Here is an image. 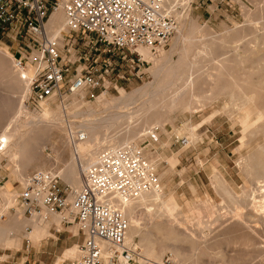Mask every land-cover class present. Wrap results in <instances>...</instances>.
<instances>
[{"label": "bare ground", "instance_id": "6f19581e", "mask_svg": "<svg viewBox=\"0 0 264 264\" xmlns=\"http://www.w3.org/2000/svg\"><path fill=\"white\" fill-rule=\"evenodd\" d=\"M178 1L166 0L167 8L176 18L181 13L176 10ZM196 27L197 24H193L191 30ZM67 28L62 8L53 11L44 24L47 36L56 40L61 49H65L66 46L63 33L67 31ZM242 30L245 29H236L227 37L234 40L242 35ZM179 31L178 28L169 53L167 52L160 59L152 60L154 65L150 71L149 81L129 93H122L121 96L110 101L109 107L102 111H89L84 115L82 113L84 110L76 109L78 105H81L82 98L86 95L83 90H78L70 93L71 96L67 98L69 100L67 107L70 108V112L65 116L59 110L49 109V100L46 98L41 103L43 113L40 117L30 118L24 125L14 123L12 127L5 128V126V129L3 122L7 113L15 106L16 96L23 92V100H26L30 93V80L34 70L28 68L26 63L19 64L15 58L13 59L8 54L7 48L0 44V94H3L0 96V155H5L15 164L19 178L26 184L28 179L26 167L31 162H36L34 166L39 168L38 171L55 173L44 168L46 161L53 156L60 157L61 153L66 151L70 160L62 169L58 170L57 174L61 175L69 186L73 187H71L72 192L68 195V200H71L74 193L82 188L86 170L97 163L101 154L106 151L105 148L99 150V147L102 139H104L103 145L106 144L104 142L106 139L109 140V136L104 138L108 130L118 129L114 136L116 138V141L113 140L114 144L109 140L113 144L109 150L115 151L125 145L137 146V139L146 137L156 140L159 133H166L168 130H166L165 124H172L176 112H191L197 103L222 95L226 97L225 103L223 106L221 105L222 111L226 112L229 117L234 116L239 119L247 139L250 140L255 135L262 137V141H256L254 145L249 144L248 153L242 157L246 180L252 187L251 192L258 188L257 183L264 182V26L260 32L252 33L253 37L243 48L244 55L225 57L223 50L227 48L226 41L224 46L217 47L216 39L208 41L205 38L201 48L203 54H198L194 60L191 58L193 61L189 60L190 63L187 65L185 64L184 49L192 41V37L183 35V32L180 34ZM218 40L219 42L224 41L222 37L221 41ZM140 53L146 59H152L148 49L142 48ZM217 56L220 58L210 67L211 70L207 72L205 71L207 69H204L205 72L195 71L197 62L212 60ZM34 57L35 55L31 57L28 64L32 65ZM206 80L210 83L209 89H204ZM207 90L210 93H207ZM78 95L81 98L77 97ZM53 97L56 96L48 98ZM24 107L21 102L19 109ZM172 126L170 132L183 140L198 139L193 124L186 122L179 128ZM45 144L51 146L53 155H36L33 152L35 148L45 147L43 146ZM149 163L153 167L156 164L154 158L149 160ZM211 177L213 181H216L213 183L215 189L226 194L229 201L235 206L236 211L229 225L246 226L242 212L237 210L241 205H249L253 210L260 209L258 211L262 212L261 218L264 220V200L260 202L254 193L251 195L252 193L249 194L245 189L240 197L234 196L228 191L225 182L223 183L220 175L214 169ZM261 187L264 188V183ZM171 193H164L158 184L154 190L141 193L136 198L121 199L117 203L118 209L124 213L128 221L125 247L134 250L140 249L141 252L136 255L139 264H164L162 256L166 251H170L176 264H188L189 261L190 264H204L199 260L200 252L196 248L197 243L194 240L196 233L189 225L194 222L199 228L204 225L205 219L194 220L189 214H185V199H177V196H173ZM70 195L71 198H69ZM3 196L7 203L0 209V213L5 212L6 207L10 205L11 201L13 202L15 194L7 192ZM197 200L202 205L211 203L208 195L204 199ZM15 212L6 218V223L0 225L2 233L10 234L5 243L15 244L14 234L22 230L26 224H30L32 228L27 236L35 245L41 231L39 225L23 218L20 211ZM50 212L51 217L57 216V213ZM35 215H37L36 212L31 216ZM43 217L46 218V216ZM178 228L186 231L191 230L182 234L177 230ZM186 236L193 241L185 242L186 240L183 238ZM103 245L105 244L103 243ZM77 254L78 247L73 246L67 249L62 257L74 258ZM59 261L60 259L57 258L56 263Z\"/></svg>", "mask_w": 264, "mask_h": 264}, {"label": "rangeland", "instance_id": "374dc122", "mask_svg": "<svg viewBox=\"0 0 264 264\" xmlns=\"http://www.w3.org/2000/svg\"><path fill=\"white\" fill-rule=\"evenodd\" d=\"M176 10L181 13L177 18L175 17L177 20L175 33L168 45L157 56H153L150 53L152 59H148L143 66L142 64L140 65L144 69L142 76H133L128 79L115 78L112 87L107 91L97 92L94 97H91L88 92L83 90L86 95L82 98L81 105H78L76 109L84 110L82 112L84 115L89 111H102L109 107L108 103L110 101L121 96L122 93H129L133 89L147 83L151 77V68L154 65L152 60L160 59L167 52L169 53L174 38L178 33V28L180 29V34L183 32V35L192 37V41L184 49L185 64L187 65L190 61L197 58L198 54H203L201 53L203 52L201 48L205 38L208 41L216 39L215 45L217 47L224 46L223 44L226 41L228 49L225 48L223 50L225 57L231 58L244 55L243 48L248 45V40L253 37L252 33L260 32L264 26V0H179ZM193 24H197V27L191 30ZM241 28L245 29L241 31V36L236 37L234 40L227 37L231 32ZM67 31L63 33L65 49L59 47V50L64 58L63 63L69 59L67 63L68 71L66 72V80H69L75 69L88 64L84 59H78V54L84 49L83 44L93 42L96 38L93 35L88 36L84 33L71 31L68 28ZM221 37L224 40L223 42ZM70 41L75 43L71 52L67 51L68 42L70 43ZM0 44L7 48L8 54L13 59L23 60L28 68L34 70V64L28 63L34 55L35 57L39 56V51H37L38 44L35 37L27 33L19 23L11 26L7 32L0 35ZM219 58L217 56L212 60L197 62L195 71L207 72L211 70L210 67ZM136 68L138 69V65ZM198 69H201V71H198ZM204 69L207 70L204 71ZM209 84V81L206 80L204 89H209ZM206 92L210 93L208 90ZM2 95L1 93L0 96ZM70 96V93H64L58 97L47 98L49 100V109L59 110L65 116L70 112V108L67 107V101H69L67 98ZM77 97L81 98L79 95ZM23 99V92L16 96L15 106L7 113L3 128L5 126V128L12 127L14 123L24 125L28 119L42 115V101L39 103L32 102L29 99V95L26 100ZM225 101L226 97L221 95L205 100L202 103H197L191 112H176L172 124H165L166 130H168L166 133H159L156 140H150L146 137H142L140 140L137 139L136 145L144 152L148 163L149 160L154 158L155 166L153 167L149 164L158 177L162 191L164 193L172 192L171 194L177 196V199L184 198L186 202L184 212L189 214L194 220L197 218L205 219L204 225L199 228L194 222L189 225L190 228L194 229L193 232L196 233L194 240L197 243L196 248L200 252L199 260L204 264H264V220L261 218L262 212H259L260 209H258L259 211L251 209L249 205H241L237 210L242 212L246 226L229 225L236 211L234 209L235 206L229 201L226 194L215 189L213 183H216V181H213L211 177L214 169L220 175L223 183L225 182L224 184L228 191L234 196L240 197L245 189L249 194L252 193L251 195L254 193L257 197L256 199H259L260 202L264 200V188L261 187L264 182L259 181L257 183L258 188L251 192L252 187L246 180L242 159L250 149L248 145H254L256 141H262V137L255 135L248 140L239 119L234 116L229 117L226 112L222 111ZM21 102L25 106L23 109H19ZM186 122L195 126L198 134L197 140H183L170 132L172 125L179 128ZM117 130V128L108 130L104 138L109 136L108 139L114 144L113 140L116 141L114 136H116ZM157 132L159 131L157 130ZM110 133L111 135H109ZM110 136H112V140ZM103 140H101L102 144L100 143L99 150L101 148V150L104 148L109 150L112 143L106 139L104 141L106 144L103 145ZM43 146L45 147L35 148L33 152L36 155H53L49 144ZM69 160L67 152L63 151L60 157L53 156V158L47 160L44 168L58 173V170L62 169ZM35 163L31 162L26 167L28 177L31 173L38 171L39 168L34 166ZM15 168V164L11 160H8L5 155H0V209L7 203L3 196L4 193L15 194L13 202L11 201L10 205L6 207L5 212L0 213V225L6 223V218L16 213V210H20L23 218L31 217L30 214L24 211L23 203L18 195L25 183L19 178L18 170ZM60 184L63 187L69 186L61 175ZM163 185L165 186L163 187ZM259 188L263 189V191L259 190ZM206 195L210 197L211 203L207 205L200 204L197 199H204ZM69 198H71V195ZM44 211L46 210L41 208V211L37 214H42ZM59 218L57 213L56 217H51L50 219L58 220ZM39 227L41 231L38 242L41 236H49L47 224L39 225ZM56 228H59L60 231L57 232ZM177 230L184 234L191 229L186 231L178 228ZM20 231L22 232L18 231L14 234L13 240L16 243L10 245L5 243L6 238L10 234H4L0 230V264H39V262L33 261L35 258L47 259L46 262L40 264H67L70 259L75 257L63 258V253L73 246L78 247V244L83 239L81 234H78V228L75 223H64L62 220L60 225L51 223L50 231L54 236L43 239L42 244L38 247H34L26 239L27 236L20 237V233H23V235L28 233L25 227ZM74 232L76 233L74 234ZM183 239L186 240L185 242L193 241L188 236ZM135 251L138 254L141 252L138 248ZM168 257L171 259V263L166 262ZM57 258L60 261L56 263ZM162 259L164 264H176V260L172 258L170 251H166ZM136 261L138 262L137 259ZM190 263L189 261L188 264Z\"/></svg>", "mask_w": 264, "mask_h": 264}, {"label": "built area", "instance_id": "2783aa9c", "mask_svg": "<svg viewBox=\"0 0 264 264\" xmlns=\"http://www.w3.org/2000/svg\"><path fill=\"white\" fill-rule=\"evenodd\" d=\"M59 8L69 30L96 38L83 44L78 59L88 64L75 69L69 80V59L62 62L57 41L44 29L48 16ZM17 23L38 44L29 93L35 103L78 90L94 97L112 87L115 78L142 76V66L148 59L140 49L157 56L177 28L166 0H0V35ZM74 46V42H68L67 51ZM158 184L144 152L125 145L101 154L99 161L86 170L83 186L71 200L67 198L71 187L61 186L57 173L43 171L30 174L19 198L30 215L44 208L60 213L64 223L77 225L83 239L78 255L67 264H139L135 259L138 253L125 247L128 221L117 203L154 190ZM166 262L171 263V259Z\"/></svg>", "mask_w": 264, "mask_h": 264}, {"label": "crops", "instance_id": "0c3cea01", "mask_svg": "<svg viewBox=\"0 0 264 264\" xmlns=\"http://www.w3.org/2000/svg\"><path fill=\"white\" fill-rule=\"evenodd\" d=\"M46 210V209H45ZM16 211H20V210H16ZM50 211L48 212L47 210L46 211H44V213H40L39 215L37 214V215H35V216H31L30 218H27V217H25L26 219H28L29 221H34V223L35 224H37V225H44V224H47V229H48V233H49V236H47V237H45V236H41L40 237V239H39V242H37L35 245L34 244H32L34 247H38V246H40L41 244H42V241H43V239H46V238H49V237H53L54 235L51 233V231H50V225H51V223H57V224H59L60 225V222H61V220H62V215L60 214V213H58L59 214V221L58 220H52V219H50L51 217H50ZM55 213H57V212H55ZM43 216H46V218H44ZM25 230L26 231H28V233L31 231V226H30V224H26L25 226ZM23 227V228H24ZM30 228V230H28ZM56 231L57 232H59L60 230H59V228H56ZM76 231V230H75ZM19 232H22V231H19ZM27 233V232H26ZM27 233V234H28ZM76 232H74V234H75ZM27 234H25L24 233V235H23V233L21 234L20 233V237H25V236H27ZM26 239H28L29 240V242H31L30 241V239L28 238V236L26 237ZM32 243V242H31ZM33 261H35V262H39V264L40 263H44V262H46L47 261V259H43V258H41V259H33ZM34 262V263H35Z\"/></svg>", "mask_w": 264, "mask_h": 264}]
</instances>
